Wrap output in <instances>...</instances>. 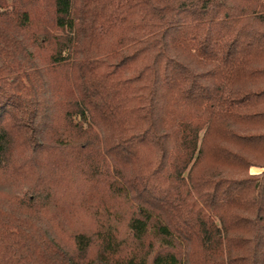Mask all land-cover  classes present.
<instances>
[{
    "label": "trees",
    "instance_id": "obj_1",
    "mask_svg": "<svg viewBox=\"0 0 264 264\" xmlns=\"http://www.w3.org/2000/svg\"><path fill=\"white\" fill-rule=\"evenodd\" d=\"M0 264H264V0H0Z\"/></svg>",
    "mask_w": 264,
    "mask_h": 264
},
{
    "label": "rangeland",
    "instance_id": "obj_2",
    "mask_svg": "<svg viewBox=\"0 0 264 264\" xmlns=\"http://www.w3.org/2000/svg\"><path fill=\"white\" fill-rule=\"evenodd\" d=\"M252 168H256V169H258V170H256L255 172H257V173H255V174H259V173H261L262 171H263V169L262 168H258V167H252ZM251 169V168H250ZM260 169V170H259ZM249 172H250V170H249ZM251 173V172H250ZM251 174H253V173H251ZM12 193H15V194H17V192H13V191H11ZM65 217V216H64ZM67 219H69V217L67 218ZM72 221V227H78L81 223H83V219H72L71 220Z\"/></svg>",
    "mask_w": 264,
    "mask_h": 264
}]
</instances>
